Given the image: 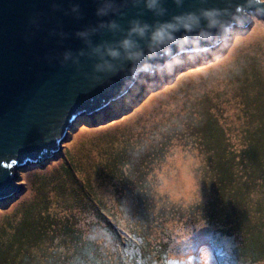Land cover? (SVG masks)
<instances>
[{"label": "rangeland", "instance_id": "374dc122", "mask_svg": "<svg viewBox=\"0 0 264 264\" xmlns=\"http://www.w3.org/2000/svg\"><path fill=\"white\" fill-rule=\"evenodd\" d=\"M248 15L216 48L140 73L78 116L48 158L14 167L18 190L0 199V264H81L100 250L117 264H264V163L243 155L246 176L228 183L237 199L218 197L215 179L239 169L244 144L264 145V19ZM135 235L143 247L125 245Z\"/></svg>", "mask_w": 264, "mask_h": 264}, {"label": "water", "instance_id": "95a60500", "mask_svg": "<svg viewBox=\"0 0 264 264\" xmlns=\"http://www.w3.org/2000/svg\"><path fill=\"white\" fill-rule=\"evenodd\" d=\"M148 0H0V197L18 190L12 170L48 158L58 150L76 118L92 114L124 95L136 82L141 65L159 69L177 52L176 44L162 45L152 55L151 32L174 17L206 9H227L221 20L233 29L250 24L248 14L264 19V3L257 0H159L154 10ZM237 5L244 6L242 24L230 21ZM148 25L143 36L132 32ZM206 27L201 17L191 32L173 33L189 39ZM232 29V30H233ZM210 50L230 35L210 29ZM142 53L127 59L121 47ZM191 47V44L185 45ZM113 49L119 56L107 54ZM120 95V96H118ZM11 165V166H9Z\"/></svg>", "mask_w": 264, "mask_h": 264}, {"label": "clouds", "instance_id": "9594fccd", "mask_svg": "<svg viewBox=\"0 0 264 264\" xmlns=\"http://www.w3.org/2000/svg\"><path fill=\"white\" fill-rule=\"evenodd\" d=\"M257 3H264V0H257ZM158 6L159 0H148L147 7L149 8V10H154ZM243 13L244 6L237 5L234 11L229 16L230 21H234L236 24H242L243 20L241 19V16ZM225 14H228L227 9H206L202 11L201 16H197L193 13H188L184 14L181 17H174L173 19L175 23L166 22L156 27L150 35L152 55H155V49L159 48L162 45L176 44L178 49L177 52L173 54L170 47H165L164 56L169 57V59H166L162 65H159L157 67L160 70H163L165 68H173L174 65L181 63V56L187 55L189 56V58L194 59L196 56H199L202 52L209 51V44L205 43L202 45L201 41L207 42L212 40L213 37L211 31H209L210 29H217V31L221 33H229L234 27V24L220 19V17ZM201 17L206 21V27L198 31L195 37L191 40L187 35L181 36L179 38L173 35L174 32L179 31L181 28L185 32L193 31L194 25H199V20ZM148 27V25H137L133 27L131 31L137 33L140 36H143ZM188 44H191V47H185V45ZM121 47L125 49L127 53V59L129 60L139 59L142 55V53L140 52L130 51V49H132L134 45L132 41L128 39H125L121 42ZM107 54L112 58H116L119 56V53L113 49H108ZM140 71H144L142 73H151V66L148 64L141 65ZM141 74H139V76Z\"/></svg>", "mask_w": 264, "mask_h": 264}, {"label": "trees", "instance_id": "16d2710c", "mask_svg": "<svg viewBox=\"0 0 264 264\" xmlns=\"http://www.w3.org/2000/svg\"><path fill=\"white\" fill-rule=\"evenodd\" d=\"M114 148H115V146H114ZM121 152H122V147L119 146V148L117 150H115L112 153V155H110L109 161H112L113 159L117 158ZM237 152H238V154L236 156H237L239 169L236 168L235 172L233 171V169H231V170H228V169H226V170H221V169L218 170L217 169V174L215 176V179L216 180L218 179L220 181V183H221L222 188L225 189L223 194L219 193V195H217L218 197H220V195H222V197L225 196L229 200L230 199H237L238 195L236 194L235 190L230 187V185L228 183L235 182L234 181L235 178L233 179V177L237 175V172H238L239 175H245L243 173V170L240 169L241 167L244 166L243 163L246 162V160L243 157L244 154L253 153L256 157L259 155L260 162L264 163V145L259 146V145L254 144V143L248 145V143H247V144H244L239 149H237ZM66 167H68L69 170H71L70 174L73 175L74 171H75V166L73 164H71V161L69 162L68 166H66ZM258 174L263 175V170L259 171ZM254 175H257V174L255 173ZM255 179L258 180L259 178H255ZM75 186L77 188H79L80 191H82L83 189L85 190L84 183H79L78 185H75ZM60 217H62L65 221H67L69 219V225L73 226L72 223H70V222L73 221V219L71 220V216H69V213H64V215L60 216ZM138 221L140 222V220H138ZM227 223H228V221L224 220V224L226 226H230ZM65 229H67V228H65ZM138 229H141V226H139ZM42 230L43 229H40V231H42ZM70 230L75 231V229L72 228V227L70 228ZM51 232H52V230H51ZM136 236L137 235L132 236L131 239L130 238H126L124 240L125 245L128 244L129 242H131L132 240L134 241L136 239V241L138 242L139 247H143L145 245L147 239L145 237L140 236V235H138V237H136ZM89 241H91V240H89ZM94 243H95V241H91V244H94ZM237 249H239L241 251L244 250L243 247H238ZM147 250H148V248H147ZM100 251H101V254L98 255V256H94V252H92L87 257L88 261H85L86 263H84V261L81 260V264H94V263H96V264H99V263H101V264H117L115 258L113 260H111L109 255H107L106 253H102V250H100ZM137 251H138V255L141 256V253H142L141 249L138 248Z\"/></svg>", "mask_w": 264, "mask_h": 264}, {"label": "bare ground", "instance_id": "6f19581e", "mask_svg": "<svg viewBox=\"0 0 264 264\" xmlns=\"http://www.w3.org/2000/svg\"><path fill=\"white\" fill-rule=\"evenodd\" d=\"M259 29L262 31V30H264V27H259ZM140 74V73H139ZM118 96H120V95H118ZM118 97H116V98H114V99H112L111 101H114V100H116ZM106 107V106H105ZM186 175H187V177L189 176V174H187L186 173ZM190 182H192V177H190ZM182 187V186H181ZM0 199H2L1 197H0Z\"/></svg>", "mask_w": 264, "mask_h": 264}, {"label": "snow or ice", "instance_id": "6c2138e0", "mask_svg": "<svg viewBox=\"0 0 264 264\" xmlns=\"http://www.w3.org/2000/svg\"><path fill=\"white\" fill-rule=\"evenodd\" d=\"M9 166H11V165H9Z\"/></svg>", "mask_w": 264, "mask_h": 264}]
</instances>
